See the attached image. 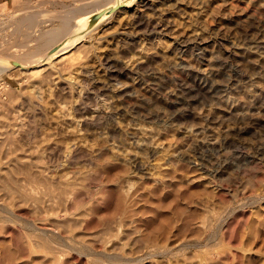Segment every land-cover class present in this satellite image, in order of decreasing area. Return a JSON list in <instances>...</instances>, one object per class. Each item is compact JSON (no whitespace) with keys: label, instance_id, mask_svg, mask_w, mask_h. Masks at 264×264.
I'll return each instance as SVG.
<instances>
[{"label":"rangeland","instance_id":"1","mask_svg":"<svg viewBox=\"0 0 264 264\" xmlns=\"http://www.w3.org/2000/svg\"><path fill=\"white\" fill-rule=\"evenodd\" d=\"M92 1L0 0L26 64L0 72V132L37 152L0 264H264V0H136L25 70Z\"/></svg>","mask_w":264,"mask_h":264},{"label":"bare ground","instance_id":"2","mask_svg":"<svg viewBox=\"0 0 264 264\" xmlns=\"http://www.w3.org/2000/svg\"><path fill=\"white\" fill-rule=\"evenodd\" d=\"M97 1V2H96ZM136 0H94L92 1V3L96 6L95 8H93V11H87V15H84L83 19L81 21H75L72 22L71 20H73V18L69 17L65 19V22L68 23V25L73 27L75 26V30H70L67 29L69 28V26L67 24H65V26H62L61 28H57L55 29V32H53L56 36H61L60 39H63V36L67 37V35H74L72 37L71 40H69L67 42V44L65 43L64 46L59 47L56 51L52 52V54L47 57L44 58L43 60H40L36 63H31V64H27L26 68L29 66H33L32 69H25V70H33V69H37V68H42L44 67V65L52 60L53 58H55L56 56H58L59 54H63L65 52L62 51L60 52V50L64 47H69L72 44L77 43L80 38H82L83 35H85L87 32H89L91 29H93L96 25H94L91 28H88V24L90 21V17L97 12H100L101 10H107L110 7H114L116 6V4H124L125 7L129 6L131 3L135 2ZM86 3V2H85ZM91 4V3H90ZM85 5V4H84ZM92 5V4H91ZM159 7V6H158ZM85 9V7H84ZM86 11V10H85ZM113 14V13H112ZM106 15H111V14H106L104 13L102 15L106 16ZM74 16V15H73ZM83 16V15H82ZM108 17V16H107ZM32 22V21H31ZM38 22V21H37ZM78 22V23H77ZM74 23V24H73ZM68 27H67V26ZM52 31V30H51ZM50 31V32H51ZM54 31V30H53ZM47 32V31H45ZM49 32V31H48ZM47 32V33H48ZM41 35V34H40ZM48 37H50L52 34L48 33L47 34ZM50 35V36H49ZM46 34L44 35L45 38ZM53 36V35H52ZM51 36V38H53ZM47 37V36H46ZM49 38V39H51ZM194 38V37H193ZM43 39V38H41ZM54 39V38H53ZM51 39V41L53 40ZM56 39V38H55ZM54 39V40H55ZM59 39V40H60ZM67 39V38H66ZM58 40V41H59ZM68 40V39H67ZM48 41V38H47ZM56 41V40H55ZM46 42V40H45ZM49 42V41H48ZM66 42V41H65ZM42 44H44L43 42H41ZM47 43V42H46ZM63 44V43H62ZM259 44L264 45V39L262 38V40L259 41ZM47 45V44H46ZM260 45V46H261ZM56 46V45H55ZM255 49V48H253ZM35 51V50H34ZM10 54V53H9ZM8 58H11L10 56H8ZM14 59V57H13ZM256 62H260V63H264V56L262 55H254L253 58ZM5 60V58L1 57L0 54V72L5 70H8L12 67V64L3 61ZM20 61V59H18ZM253 61V60H252ZM22 64V62H20ZM22 65H26V64H22ZM211 71V70H210ZM202 72V71H199ZM209 72V71H208ZM207 72V73H208ZM212 130V129H211ZM15 133L14 129H8L7 131H2L0 132V201L1 199L5 198L7 199L9 196H22L23 192H22V185L19 183V178L17 179L14 174H19V173H23L25 176H27L28 178L31 177V168L33 166L36 167L35 165V158H37V152L36 150H31L32 148L26 150L23 149V147H19V148H12L10 145H7L6 143L12 138L15 139ZM221 133H223L226 135L227 132L225 130H223ZM22 138H19L17 140H15V142H13V145H17V143H19L21 141ZM20 150H23V152L25 153L24 155H21V153H18ZM38 151V150H37ZM38 161V160H37ZM90 162V161H89ZM41 163V162H40ZM140 164V163H139ZM141 165V164H140ZM139 165V166H140ZM33 167V168H35ZM144 168V167H143ZM40 169V168H38ZM43 169V168H42ZM41 169V170H42ZM148 171V170H147ZM43 172V171H42ZM44 173V172H43ZM13 175V176H12ZM20 175V174H19ZM33 176V175H32ZM35 176V175H34ZM37 177V176H36ZM34 178V177H33ZM24 179V178H23ZM58 179V178H57ZM76 179V178H75ZM60 180V179H59ZM22 181V180H21ZM71 182V181H70ZM69 180H67L66 178H63L61 183L62 185H64L65 187L70 186ZM70 189V188H69ZM67 190V189H66ZM24 191V190H23ZM26 196V195H25ZM35 196V195H34ZM7 197V198H6ZM31 197V196H30ZM33 198V197H32ZM31 198V199H32ZM28 199V198H26ZM38 199V198H37ZM36 199V201H37ZM33 201V200H32ZM43 203V202H42ZM6 203H4L5 206ZM36 204V203H35ZM39 207V206H38ZM1 208V207H0ZM3 208V207H2ZM38 209V208H37ZM4 210H6L4 208ZM7 215V214H6ZM11 215V214H10Z\"/></svg>","mask_w":264,"mask_h":264},{"label":"water","instance_id":"3","mask_svg":"<svg viewBox=\"0 0 264 264\" xmlns=\"http://www.w3.org/2000/svg\"><path fill=\"white\" fill-rule=\"evenodd\" d=\"M124 7H125L124 4H119V3H118V4H116V6H114V7H110V8H108L107 10H101L100 12L94 13V14L90 17V21H89V24H88L89 28L93 27V26L96 24V22L100 19V17H102V15H103L104 13H106V14H112V13H115L116 11H118V10L124 8ZM58 48H59L58 45L53 46V47L49 50V53H52V52L56 51ZM9 62H10L12 65H14V66H18V67L23 68V67L21 66V64H20L19 62L15 61V60H9ZM25 69H30V67H27V68L25 67Z\"/></svg>","mask_w":264,"mask_h":264}]
</instances>
